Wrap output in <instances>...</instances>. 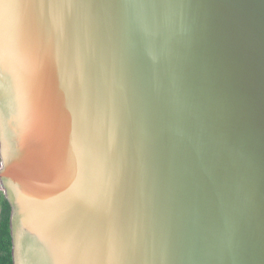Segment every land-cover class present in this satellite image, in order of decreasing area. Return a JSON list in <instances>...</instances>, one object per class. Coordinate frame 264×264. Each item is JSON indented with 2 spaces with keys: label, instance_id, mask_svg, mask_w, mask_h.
<instances>
[{
  "label": "water",
  "instance_id": "water-1",
  "mask_svg": "<svg viewBox=\"0 0 264 264\" xmlns=\"http://www.w3.org/2000/svg\"><path fill=\"white\" fill-rule=\"evenodd\" d=\"M13 264H264V0H0Z\"/></svg>",
  "mask_w": 264,
  "mask_h": 264
},
{
  "label": "trees",
  "instance_id": "trees-1",
  "mask_svg": "<svg viewBox=\"0 0 264 264\" xmlns=\"http://www.w3.org/2000/svg\"><path fill=\"white\" fill-rule=\"evenodd\" d=\"M11 207L0 192V264H13L10 236Z\"/></svg>",
  "mask_w": 264,
  "mask_h": 264
}]
</instances>
